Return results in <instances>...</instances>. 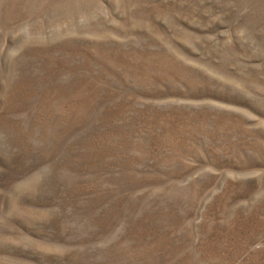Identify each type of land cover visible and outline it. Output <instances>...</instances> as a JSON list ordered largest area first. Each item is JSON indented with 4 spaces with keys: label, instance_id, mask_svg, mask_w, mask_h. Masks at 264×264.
<instances>
[{
    "label": "rangeland",
    "instance_id": "rangeland-1",
    "mask_svg": "<svg viewBox=\"0 0 264 264\" xmlns=\"http://www.w3.org/2000/svg\"><path fill=\"white\" fill-rule=\"evenodd\" d=\"M0 264H264V0H0Z\"/></svg>",
    "mask_w": 264,
    "mask_h": 264
}]
</instances>
